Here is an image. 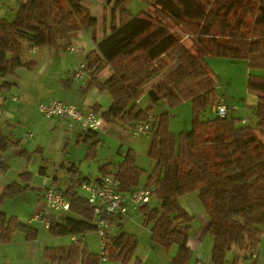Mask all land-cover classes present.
Listing matches in <instances>:
<instances>
[{
	"label": "trees",
	"instance_id": "obj_1",
	"mask_svg": "<svg viewBox=\"0 0 264 264\" xmlns=\"http://www.w3.org/2000/svg\"><path fill=\"white\" fill-rule=\"evenodd\" d=\"M0 1V8L7 7L13 16L0 17V91L13 86L5 77L35 67L34 60L23 59L25 49H64L70 34L86 31L91 32L95 50L83 61L87 72L83 91L96 88L110 95L111 105L101 114L104 124L132 128L152 116L147 154L154 167L150 172L135 164L131 148L120 163L107 162L97 169L100 177L113 175L120 192L154 188L157 206H142L140 212L153 244L165 250L177 246L172 264H186L191 258L187 241L193 217L180 203L181 197L191 193L196 194L208 219L213 264H224L233 248L247 252L258 247L264 238V139L248 118L232 115L226 101L225 117H205L214 105L216 112L220 98L206 58L247 61V91L256 96L251 116L256 124H264V0H143L148 11L138 14L126 7L127 0H113L108 31L98 42L96 18L83 0H12V8L6 0ZM183 34L188 35V46L180 41ZM106 66L112 73L101 82L97 75ZM144 96L145 104H139ZM183 101L192 104L191 127L175 133L168 125V114H155L152 107L159 102L174 107ZM98 133L84 134L89 143L87 161L97 159ZM10 149L29 159L21 140L0 128L2 173L9 169L4 155ZM75 174H71L70 185L59 190L70 202L68 214L60 222L49 221V233L55 237L96 232L93 207L72 183ZM31 178L30 173H20L18 180L24 186L18 181L6 186L0 193V205L30 189ZM103 218L111 224L122 217ZM17 232L28 240L37 236L29 224L0 213V243H11ZM137 243L134 235L124 233L106 237V257L127 264ZM45 256L50 263L99 264L98 255L80 245L47 248Z\"/></svg>",
	"mask_w": 264,
	"mask_h": 264
},
{
	"label": "crops",
	"instance_id": "obj_2",
	"mask_svg": "<svg viewBox=\"0 0 264 264\" xmlns=\"http://www.w3.org/2000/svg\"><path fill=\"white\" fill-rule=\"evenodd\" d=\"M6 1L8 2L9 6L11 5V8L14 6V3L10 2L12 0ZM83 2L87 4H84ZM105 3H107V0L82 1V4L89 9L91 15L96 18V42L100 41L104 33L108 31L109 17L107 15V9L109 8V5H105ZM0 9L3 10L0 17H6L5 15H12V13L9 12L10 9H8L7 7H2ZM99 24L102 26L103 29V32L101 33H98ZM68 41V45L64 49L55 50L50 48H27L25 53L26 55L30 56H27L25 59L34 60L36 62L35 67L32 70H17L14 76H7L4 78V81H8L13 86L9 90L0 91V128L2 129V132L4 134H9L14 139L21 140L22 145L23 136L25 135L23 134L22 128H20L21 122L18 120L17 116L21 114L23 115V111L26 106H37L40 103H45L52 99H57L65 103L73 104L79 109H81L80 107L87 108V110L81 109L83 112L92 111L94 110L93 107L96 106L95 112L101 115L103 112L107 111L111 105L112 100L107 92L99 91L96 88H91L87 91H83L87 83L86 71L83 77L80 79L76 80L72 77V71L74 70L75 66H77L80 62L84 61V58L87 53L92 50H95V42L91 38V32L79 31L72 33L70 34ZM70 46L73 47L74 50H68V47ZM32 55H35V58L31 57ZM111 73V68L109 66H106L97 75V79L102 82L106 80L111 75ZM150 85L151 84H148L149 87ZM147 89H144V91H146ZM77 95H79V98L77 97ZM251 95L254 97L253 99H250V101L246 104V108L244 110L238 112L237 110L240 109H236L232 111L231 114H235L234 116L237 118H249L250 115L247 112L251 111L250 104H255L256 101V96L254 94ZM72 96H75V99H72ZM13 97H15L16 100H13ZM145 102V96L139 100V104H145ZM241 112L245 114L243 115L242 113L241 116H238ZM60 120L67 121V127L72 128V137L74 136V138L77 139V142L85 141L87 139L84 136L86 132L85 129L78 125L71 126L69 120ZM114 126L115 125L104 124L103 128L100 131L109 132L110 130H113ZM129 129L131 131V128ZM29 135L26 136L27 139H29ZM15 154H18L17 150L15 151ZM4 157H6V154L4 155ZM27 167V165L23 167V164H21V168L23 169L22 171L16 170V172L11 174L9 168L7 172L3 173V185L0 188V193L6 186L15 181L20 182L21 187H23L24 184H22L21 181L18 180V175L23 172L30 173L32 178L31 182H29L28 184L30 186V189L21 193V195L29 191L34 192L35 187L39 185L38 187L40 190L38 191V198L43 200V185L46 180L48 181V184H52L55 189L59 190L57 186V176H48V171L45 167H39L37 174H35V170L28 171ZM97 167L96 170L98 171ZM63 168L68 173L66 187L70 185L71 174L73 172H78L81 175V178H85L88 181H94L100 177V175H95L94 178L91 180L89 177H87V175L83 174L82 167H78V164L76 165L74 162L70 161L67 162V165H64ZM10 174L14 177L11 180L8 177V175ZM79 194L82 195L83 193L80 191ZM19 196L20 194L9 200L16 199ZM4 203L5 201L0 205V209ZM180 203L183 208L188 212V214L193 217L190 223L189 238L187 241V246L191 251V258L186 264H213L211 262L210 256L213 239L207 233L208 219L199 201L197 200L196 194L191 193L181 197ZM140 208L141 207L129 210L128 214H131V216L128 218L129 220L126 217L128 216L127 214L125 216H121L122 218L119 221H115L111 224L108 223L107 237L109 239H112L114 237H117L121 233L134 235L132 234V232H129V228H126V224L129 225L131 223V218L141 216L142 219L140 220L139 225H137V227L142 226L143 228H146L144 229L146 231V234L144 235L145 239L139 240L138 238H140V236L136 238L138 241L137 247L127 264H172V259L177 251V246H172L169 250H165L153 244L151 240L150 228L143 224V215L140 212ZM4 211L0 210V213L5 214L6 216H15L18 218L19 221L29 224L31 227L37 230V236L33 240H28L23 233L17 232L14 234L11 243H0V264H49L51 261L45 256V250L47 248L72 245L69 240V236L55 237L51 235L49 233L48 227H46L44 223L46 221L49 222L50 220H56L60 222L59 217H62L68 212H54L51 210L48 211L38 209V212L41 211L44 213L43 221H39L30 220L33 214L30 216V218H25V220H22L16 214H13V212L11 211L5 209ZM42 224H44L43 229H41ZM90 233H95L97 236V240L96 238L91 239L88 233H86L85 236L87 237H85L84 242L79 245L86 246V249L90 253L98 255V249L97 251L92 252V250H90L89 244V242L91 243V241L93 240L96 242L95 245H98V235L96 232ZM92 246L94 245L92 244ZM232 251V259L228 258L224 264L240 263V252L234 251V249H232ZM255 255L256 258L251 259L248 262L253 263V261L256 260L258 257L257 254ZM99 264L121 263L117 261H111L107 258L103 263H100L99 260Z\"/></svg>",
	"mask_w": 264,
	"mask_h": 264
},
{
	"label": "rangeland",
	"instance_id": "obj_3",
	"mask_svg": "<svg viewBox=\"0 0 264 264\" xmlns=\"http://www.w3.org/2000/svg\"><path fill=\"white\" fill-rule=\"evenodd\" d=\"M83 3L87 4L85 2ZM112 4L113 0L111 4L105 3V5H109V8L107 9L108 17H110L109 13ZM126 7L131 10L133 14H138L145 10L148 11L147 5L143 0H127ZM2 12L3 10L0 9V15ZM5 16L7 18H11L12 15ZM100 24L98 26V33L103 32ZM176 32L177 31L174 33ZM187 36V34H183L180 37V41L186 46L189 45ZM25 52L26 49L24 51L23 59L30 56L26 55ZM31 57L35 58V55H32ZM206 61L213 78L215 79L216 92L217 95H220L219 99H222L224 104L227 102L229 106H231L232 111L236 109H240L237 110L238 112L244 110L246 108V104L254 97L247 91V77L249 74L247 61L239 59L230 60L227 58L212 56L206 58ZM252 73L254 74L253 71ZM148 87L149 86L147 85L144 89H147ZM72 97V99H75V96ZM77 97L79 98V95H77ZM250 105L252 109L254 104L252 103ZM80 108L82 110H87V108ZM152 112L155 114L166 112L168 114V125L175 133L190 130L192 122V104L190 101H183L174 107H169L165 102H159L152 107ZM242 113L243 112L239 113L238 116H241ZM247 113L250 115V119L248 118L247 121H250L251 125L256 129L257 135L264 139V124H256L251 116V111ZM244 114L245 113H243V115ZM205 117H215V105L207 109ZM17 118L21 122L20 128H22L23 134L25 135L23 136L22 142L25 149L29 153V159L26 161L24 158L19 157L18 154H15L16 149L8 150L5 160L6 164L10 168L9 171H11V174L16 172V170L22 171L23 169L21 168V164H23V167L27 165L28 171L35 170V174H37L39 167H45L48 171V176H57V186L59 190H65L67 186L68 173L63 166H66L67 162L70 161L74 162L76 165L78 164V167L83 168V174L87 175V177L92 180L95 175L99 176V173L96 170L97 166L107 162L113 164L120 163L123 160L124 152H126L128 148L133 150L135 164L138 167L144 169L146 172H150L154 167L153 161L149 159L147 154L150 143L148 135L150 133L132 138V133L129 129L130 127L120 125H115V129L113 128V130H110L109 132L98 131L100 143L98 145L99 151L97 150V159L87 161L84 159V156L89 143L85 141L77 142V139L74 138V136L72 137V128L67 127V121H61L60 119L55 118H43L37 111L36 105H32L31 107L26 106L23 111V115H18ZM27 135H29V139H27ZM11 174L8 175L10 180L14 178ZM76 175L81 176L78 172ZM2 178L3 173L0 171V188L3 185ZM38 186L39 185L35 187L34 192L29 191L23 195L20 194V196L16 199L6 200L0 210H9L22 220L30 218L32 214L34 215L38 212V209L49 211L45 201L43 202L44 199L42 200L38 198V191L40 190ZM154 202H157L156 198H153L151 206L154 205ZM130 216L131 214H128V216H126L127 219ZM61 218L63 217H59L60 221L62 220ZM141 219V216L131 218V223L129 225L126 224V228H129V232H132L136 238L140 236L138 239L144 240V235L146 234L144 229L146 228H143L142 226L137 227ZM43 225L44 224L41 225V229H43ZM88 235L91 239L96 238L97 240L95 233H88ZM89 244L92 252L97 251V249L99 252V244L95 245L96 242L93 240L91 243L89 242ZM92 244L94 246H92ZM233 249L234 251L240 252L239 264H264V238L261 239L258 247L253 251L248 250L245 252L236 250L235 248ZM252 252L258 255L257 259L254 260L253 263L248 262L251 260ZM232 257L233 251L231 250L227 253L226 260L228 258L232 259Z\"/></svg>",
	"mask_w": 264,
	"mask_h": 264
},
{
	"label": "built area",
	"instance_id": "obj_4",
	"mask_svg": "<svg viewBox=\"0 0 264 264\" xmlns=\"http://www.w3.org/2000/svg\"><path fill=\"white\" fill-rule=\"evenodd\" d=\"M2 3L0 1V7ZM68 50H74L73 47H68ZM84 62H80L75 66L72 77L80 79L84 75ZM13 100H16L13 97ZM37 111L43 118L51 119H66L70 121L71 126H80L86 131H100L104 122L100 114L94 111L83 112L73 104H68L57 99H52L45 103L37 105ZM216 116L225 117L228 114V107L222 99H219L216 105ZM152 116H149L148 121L134 123L131 128L132 138L149 133V122ZM72 183L77 184L78 189L83 193L88 203L93 207L94 219L92 223L96 226V233L99 238L98 257L100 263H103L107 257L104 251L107 237L108 222L103 216H125L130 209H137L142 206L153 208L157 206V202L153 203V187H140L131 192H120L118 190V182L113 175H105L94 181H83L79 175H74ZM44 191L42 197L49 210L54 212H68L70 202L61 191L44 182ZM44 213H35L30 220L43 221ZM46 227H49V222H44ZM69 240L72 245H79L85 240L84 235H71ZM255 254H251V258H255ZM49 264H66L64 262L55 261ZM201 264V263H200Z\"/></svg>",
	"mask_w": 264,
	"mask_h": 264
}]
</instances>
